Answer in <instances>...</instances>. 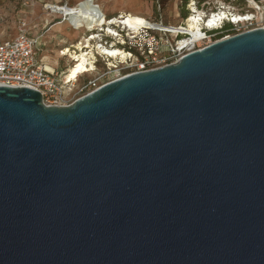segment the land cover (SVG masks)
I'll return each instance as SVG.
<instances>
[{
    "label": "water",
    "instance_id": "95a60500",
    "mask_svg": "<svg viewBox=\"0 0 264 264\" xmlns=\"http://www.w3.org/2000/svg\"><path fill=\"white\" fill-rule=\"evenodd\" d=\"M0 264H264V28L68 105L0 84Z\"/></svg>",
    "mask_w": 264,
    "mask_h": 264
},
{
    "label": "rangeland",
    "instance_id": "374dc122",
    "mask_svg": "<svg viewBox=\"0 0 264 264\" xmlns=\"http://www.w3.org/2000/svg\"><path fill=\"white\" fill-rule=\"evenodd\" d=\"M80 0H0V38H9L18 31L22 22L26 23V29L31 37L36 40V46L41 50V62L58 70L60 83L63 84L66 70L74 64L73 55H62L59 52L67 46L73 54L79 52L76 42L86 36L89 32L84 29L73 28L66 17L60 13L52 12L50 6L68 5L75 6ZM105 12L106 18L124 17L127 14L138 15L153 23H160L161 27L170 31H160L157 34L164 41L174 42L177 37L172 27L186 26L187 19L191 14V8L198 10L203 16L211 14L212 11L225 10L228 13L254 14L255 17L264 19V0H204L198 4L197 0H95ZM193 4V5H192ZM190 5L191 8H190ZM119 16V17H120ZM118 17V19H119ZM228 19V18H226ZM121 20V19H119ZM60 23V24H59ZM230 23L224 20V24ZM222 25V26H223ZM204 26L200 21V27ZM114 30H112L111 28ZM104 25L102 31H95L96 38L92 40L87 51H94L98 42L108 45L115 44L119 47L125 37L123 25ZM241 28V26H240ZM112 33H119L113 36ZM228 30L211 31L207 36L214 40L218 34L227 33ZM122 32V33H121ZM232 34V33H230ZM228 35V34H227ZM98 37V38H97ZM201 44V43H199ZM120 48V47H119ZM126 49V48H125ZM84 50V49H83ZM97 50V49H96ZM126 51V50H125ZM122 59H109L104 55H95L91 70L80 74L76 80L65 84L67 94L65 103H70L84 94L82 87L87 81L105 82L126 73L125 64ZM92 61V58H90ZM93 65V66H92Z\"/></svg>",
    "mask_w": 264,
    "mask_h": 264
},
{
    "label": "built area",
    "instance_id": "2783aa9c",
    "mask_svg": "<svg viewBox=\"0 0 264 264\" xmlns=\"http://www.w3.org/2000/svg\"><path fill=\"white\" fill-rule=\"evenodd\" d=\"M228 14L231 19L229 22L233 24L235 29L234 34L254 28H264V19L255 17L254 15L247 19L234 21L231 13ZM242 17L245 18L247 15H242ZM223 23L224 20L214 25V27L202 26L200 28L202 36L194 41L190 40L191 35L189 33H181V30L175 32L177 36H181L172 42L164 41L163 37L157 34V32L163 30L149 27H139L137 29L126 28L125 37L119 45L121 50H126L125 53L127 56L121 60L125 64V69H127L126 73L101 83L95 80L87 81L82 87V90L86 94L106 82L129 73L145 71L174 63L187 52L200 49L217 40H211L207 36V33L221 28ZM154 24L157 27H161L160 23L155 22ZM118 35L119 33H117ZM187 39L189 40L187 41ZM104 45L107 46V43L105 42ZM40 52L41 50L36 46V40L31 37L26 29L25 22H22L18 26V31L14 36L0 38V84L36 89L41 93L43 102L47 105L70 104L71 102L68 104L65 103V95L67 94L65 84L69 82L63 81V84L60 83V73L56 68L41 62Z\"/></svg>",
    "mask_w": 264,
    "mask_h": 264
},
{
    "label": "bare ground",
    "instance_id": "6f19581e",
    "mask_svg": "<svg viewBox=\"0 0 264 264\" xmlns=\"http://www.w3.org/2000/svg\"><path fill=\"white\" fill-rule=\"evenodd\" d=\"M192 5H190V8ZM193 8H195L194 5ZM193 8H191V14L187 19V24L185 27H172L174 32H179V30H181V33H189L191 35L190 40L192 41L197 40L199 39V37L202 36V32L200 31V21H202L203 25L207 27H214V25H217L218 23L222 22L227 17L229 21L231 20L228 12L225 10L212 11L211 14L203 16L198 10H193ZM50 9L52 12L56 11L61 15L65 16L67 21L70 25H72L73 28L84 29L85 32H89L86 36H83L82 39H79L76 42L77 45L75 47L80 49L79 52L73 54L71 49L67 46H65L62 51L59 52L62 55L68 54L73 55L74 57V64L70 68H68V70H66V73L64 75V79L66 80V82L76 80V78L80 74L91 70L92 67L88 68V65L90 63L93 64V59L95 58L96 54L104 55L109 59H124L127 56L125 51L121 50V48L119 47H116L115 44H112L111 46H106L99 42L94 51H87L90 42L94 40L96 36H98L96 35L94 30L102 31V26L104 25H108V27H110V25L120 24L123 25L124 28L129 29L149 27L157 30L170 31L169 29L160 26L159 28L153 22L147 21L145 18L138 15H132L127 13L124 17L119 15L120 17H118L121 20H119L118 17L106 18L104 10L100 6V4H98L95 0H80L77 4H75V6L55 5L50 6ZM242 15L245 14L232 13L231 17L235 21L239 19H247L254 14H250V12H248L246 14L247 17L245 18H243ZM111 29L114 30L113 28ZM107 32L111 35L117 36V34L115 32L112 33L111 30ZM188 40L189 39H187V41ZM90 58H92V61H90Z\"/></svg>",
    "mask_w": 264,
    "mask_h": 264
},
{
    "label": "trees",
    "instance_id": "16d2710c",
    "mask_svg": "<svg viewBox=\"0 0 264 264\" xmlns=\"http://www.w3.org/2000/svg\"><path fill=\"white\" fill-rule=\"evenodd\" d=\"M162 3L165 2V0H160ZM198 1V4L200 3V1H204V0H197ZM187 0H184V3H186ZM221 30H228L227 33H221V34H218L215 39H219V38H222L224 36H227L228 35H232L235 33V29H234V26L233 24L231 23H226L224 24L221 28H218V29H215V30H212V31H221ZM211 32V31H210ZM232 33V34H230Z\"/></svg>",
    "mask_w": 264,
    "mask_h": 264
}]
</instances>
